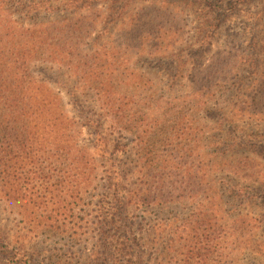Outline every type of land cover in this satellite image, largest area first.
Instances as JSON below:
<instances>
[{
  "label": "rangeland",
  "instance_id": "rangeland-1",
  "mask_svg": "<svg viewBox=\"0 0 264 264\" xmlns=\"http://www.w3.org/2000/svg\"><path fill=\"white\" fill-rule=\"evenodd\" d=\"M29 73L86 166L59 122L14 135L0 264H264V0H0V79Z\"/></svg>",
  "mask_w": 264,
  "mask_h": 264
},
{
  "label": "trees",
  "instance_id": "trees-1",
  "mask_svg": "<svg viewBox=\"0 0 264 264\" xmlns=\"http://www.w3.org/2000/svg\"><path fill=\"white\" fill-rule=\"evenodd\" d=\"M32 49L33 57H35L38 49L35 45H33ZM47 59L57 63L63 62V59L55 53L52 58ZM28 77L30 90H26L27 92L10 87L9 75L3 76L0 79V136L2 135V139H0V153H2L0 165L4 167L2 172L4 175L3 177L0 176L1 182H4L0 185V193L1 195L3 193L5 196L9 195L11 197L9 200H12L13 197L10 195V192H4L5 189L3 187L5 184H10L13 145L16 139L14 135L24 138V148H32L29 141L39 133V128L42 123L45 125V128H54L56 123L59 122L60 127L58 128L62 135L61 139L64 140L63 150L66 159L69 161L70 157L74 155L77 167L83 170L86 166V157L83 154V150L86 151V149L81 148L79 150V147L76 146L75 131H72V128L76 124L71 125L74 119L67 116L65 107L61 103V94L52 89L46 81L41 80L38 76L29 73ZM11 82L15 83V85L18 83L13 78ZM97 94L101 104L108 107L110 102L109 94L102 90L98 91ZM54 135L52 134L51 136ZM108 182L110 188L119 190V182L115 181L113 175H108ZM134 200H139V198L135 197ZM11 247L13 246L8 238L0 240V257L7 263L14 260V255L12 256L10 254L11 251H4L2 248L8 250ZM119 249H122L121 251L124 249L128 252L130 250L128 244L122 247L119 246L118 251ZM29 263L42 264L33 260L32 257H29Z\"/></svg>",
  "mask_w": 264,
  "mask_h": 264
}]
</instances>
